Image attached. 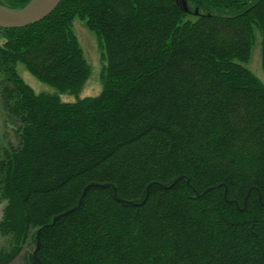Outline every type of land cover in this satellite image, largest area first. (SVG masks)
Wrapping results in <instances>:
<instances>
[{
	"label": "trees",
	"instance_id": "trees-1",
	"mask_svg": "<svg viewBox=\"0 0 264 264\" xmlns=\"http://www.w3.org/2000/svg\"><path fill=\"white\" fill-rule=\"evenodd\" d=\"M77 18L108 62L102 93L36 95L17 64L59 93L88 80ZM256 30L264 68V0H62L0 29L17 138L0 148V264H264V86L245 66Z\"/></svg>",
	"mask_w": 264,
	"mask_h": 264
},
{
	"label": "rangeland",
	"instance_id": "rangeland-1",
	"mask_svg": "<svg viewBox=\"0 0 264 264\" xmlns=\"http://www.w3.org/2000/svg\"><path fill=\"white\" fill-rule=\"evenodd\" d=\"M184 4V3H183ZM186 4V3H185ZM187 7V5H186ZM72 32L77 38L86 62L90 69V75L83 88L77 94L59 93L55 88L41 82L34 77L27 68L19 63L16 70L21 80L34 91L36 95L57 96L63 103H76L86 98L98 97L104 89L105 70L108 65L107 59L97 36L89 30L87 23L79 18L75 19L72 26ZM262 38L258 30H256L255 41L252 47L251 56L245 65L253 74L254 78L264 86V68L262 62ZM15 132L12 125L8 122L7 117L3 113L0 106V148L7 144H17ZM5 202L0 198V222L3 218V210ZM8 248V239L0 235V250ZM14 264H23L22 260Z\"/></svg>",
	"mask_w": 264,
	"mask_h": 264
},
{
	"label": "water",
	"instance_id": "water-1",
	"mask_svg": "<svg viewBox=\"0 0 264 264\" xmlns=\"http://www.w3.org/2000/svg\"><path fill=\"white\" fill-rule=\"evenodd\" d=\"M61 2L62 0H44L39 3L38 0H34L23 10H13L0 5V29H22L35 25L50 16ZM183 6L187 11L185 3ZM58 219H55L54 222ZM47 228L49 227H45L42 230ZM40 233L41 231L37 232L38 242Z\"/></svg>",
	"mask_w": 264,
	"mask_h": 264
},
{
	"label": "bare ground",
	"instance_id": "bare-ground-1",
	"mask_svg": "<svg viewBox=\"0 0 264 264\" xmlns=\"http://www.w3.org/2000/svg\"><path fill=\"white\" fill-rule=\"evenodd\" d=\"M42 1H44V0H38L39 3L42 2Z\"/></svg>",
	"mask_w": 264,
	"mask_h": 264
}]
</instances>
